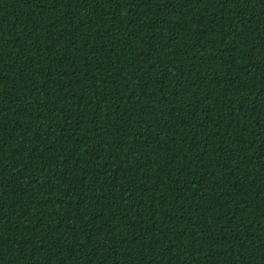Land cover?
<instances>
[{
  "label": "trees",
  "instance_id": "16d2710c",
  "mask_svg": "<svg viewBox=\"0 0 264 264\" xmlns=\"http://www.w3.org/2000/svg\"><path fill=\"white\" fill-rule=\"evenodd\" d=\"M0 264H264V0H0Z\"/></svg>",
  "mask_w": 264,
  "mask_h": 264
}]
</instances>
